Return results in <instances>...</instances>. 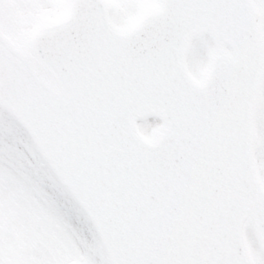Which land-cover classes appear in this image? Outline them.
<instances>
[{
	"label": "rangeland",
	"instance_id": "rangeland-1",
	"mask_svg": "<svg viewBox=\"0 0 264 264\" xmlns=\"http://www.w3.org/2000/svg\"><path fill=\"white\" fill-rule=\"evenodd\" d=\"M110 2L112 19L123 28L130 24L136 13L142 15L160 4V0ZM254 2L260 10L259 22L264 34V0ZM70 3L71 0H0V23L17 45L26 47L32 31L52 18L64 15ZM198 37L193 41L187 63L196 79L204 71L200 67L203 61L199 56H212L217 49L208 35ZM260 105L264 106V93ZM6 114L0 106V124L7 120ZM14 121L16 124L11 129H6L5 124L0 125V260L4 264H111L108 252L86 212L54 175L41 153L35 151L40 161L31 153L27 145L30 140L28 132L15 118ZM139 123L142 131L152 136L159 128L160 120L151 116ZM255 132V165L264 185V119L261 115L256 116ZM18 142H23L32 158L27 164L21 159L22 153L16 146ZM1 166L13 168L16 173L8 167L1 169ZM73 218L87 227V236L81 235ZM14 221L17 232L12 234L9 226ZM245 235L248 236L254 264H257L259 255L256 245L259 249L261 246L251 223L246 224Z\"/></svg>",
	"mask_w": 264,
	"mask_h": 264
},
{
	"label": "water",
	"instance_id": "water-1",
	"mask_svg": "<svg viewBox=\"0 0 264 264\" xmlns=\"http://www.w3.org/2000/svg\"><path fill=\"white\" fill-rule=\"evenodd\" d=\"M245 3H246V1H245ZM246 12H247V15H248V17L250 16V17H252L251 15H249L250 14V9H249V7H247V4H246ZM251 19V18H250ZM203 24H206V22H202L201 23V25H203ZM200 25V26H201ZM209 26H211V25H209ZM212 27V26H211ZM214 32H216V33H218V34H221L220 33V31H218V30H216L214 27H212L211 28ZM185 39H187V38H185ZM229 39V38H228ZM0 40L1 41H3L10 49H12V50H14L11 46H9L6 42H5V40L0 36ZM257 41V44H259V42H258V40H256ZM36 42H37V38L36 37H34V39H33V57H27V56H25V55H23V54H21V55H19L20 57H22V59L24 60V62L26 63V65H25V67L27 68V70H28V72L29 73H32L34 76H35V78H37L47 89H49L52 93H54V94H60V93H62L63 91H62V86H61V84L59 83V79L57 78V77H55L51 72H50V70H49V68L46 66V65H44L42 62H40V60L37 58V56H36ZM2 43L0 42V45H1ZM234 44V43H233ZM235 45V44H234ZM179 53H180V49H179V52H178V56H179ZM44 69L45 71H47L50 75H51V77L53 78V80L55 81V84H56V86H52L50 83H48L47 81H45L42 77H38V76H36V72H37V70L38 69ZM3 84L4 85H6V81H4L3 82ZM208 102H209V106L210 107H218L219 108V110H218V112L217 111H213V114H212V116H211V118H213L214 116H216V115H218L220 112H222L223 110H224V108L227 106V104H228V101H225V100H221V98H216V99H208ZM197 119H201V120H204L205 121V116H201V117H193L192 118V120L190 119V123H188V126L186 127V129H189L190 127H192L195 123H196V120ZM168 128H169V124H168V126H167V128H166V130H165V132L163 133V135H162V137H160V139H159V141L156 143V144H154V145H157V144H159L160 142H161V140H162V138H163V136H164V134L167 132V130H168ZM154 145H150V146H154ZM141 149H145L144 147H142Z\"/></svg>",
	"mask_w": 264,
	"mask_h": 264
},
{
	"label": "snow or ice",
	"instance_id": "snow-or-ice-1",
	"mask_svg": "<svg viewBox=\"0 0 264 264\" xmlns=\"http://www.w3.org/2000/svg\"><path fill=\"white\" fill-rule=\"evenodd\" d=\"M173 3L177 4H202V3H212V2H220V0H172ZM173 31H178V28H174ZM18 150L22 153V161L27 164V162L31 161L32 158L28 154L23 142L17 143ZM73 223L76 224L78 231L83 236L88 235V229L86 226H84L82 223H78L73 218ZM256 248L258 250L259 259L257 261V264H264V250L259 249V246L256 245ZM0 264H4L3 260H0ZM148 264H155V262H148ZM216 264H246V261H240L237 262L235 259L228 260V259H220L216 262Z\"/></svg>",
	"mask_w": 264,
	"mask_h": 264
}]
</instances>
